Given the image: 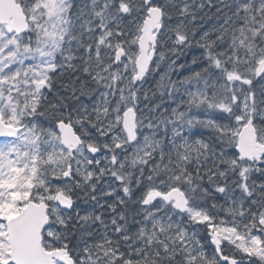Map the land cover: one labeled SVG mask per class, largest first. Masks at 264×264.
Wrapping results in <instances>:
<instances>
[{
  "label": "snow or ice",
  "instance_id": "1",
  "mask_svg": "<svg viewBox=\"0 0 264 264\" xmlns=\"http://www.w3.org/2000/svg\"><path fill=\"white\" fill-rule=\"evenodd\" d=\"M0 264H264V0H0Z\"/></svg>",
  "mask_w": 264,
  "mask_h": 264
}]
</instances>
